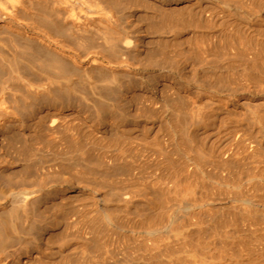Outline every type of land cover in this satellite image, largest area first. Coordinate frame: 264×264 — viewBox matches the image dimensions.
I'll return each mask as SVG.
<instances>
[{"label": "rangeland", "instance_id": "obj_1", "mask_svg": "<svg viewBox=\"0 0 264 264\" xmlns=\"http://www.w3.org/2000/svg\"><path fill=\"white\" fill-rule=\"evenodd\" d=\"M116 1H118L117 4H119L118 8L120 11H123V13L126 12L128 15L132 14L134 16V22L138 26L143 27L146 46H149L147 48L148 50H146V54H148L147 57L150 56L149 58L153 60H158V57L159 59H165L167 57V60L168 57L169 59H176L178 62L172 59L171 61L176 62V65H180V67L183 66L181 67V69L185 70V76L183 77L188 78L184 79L181 77L182 73L178 74V72H176L173 76L169 77L171 80L167 78L169 81L159 78L160 83L157 85L159 92L155 97L150 94L147 96L141 92H137L132 96L131 100L135 105L134 108L137 106L139 107L138 110H149L156 116L159 122L157 128L148 135L142 132L143 129L139 132L132 129L130 137L133 140L129 136H123L124 134H114L115 132L110 127V129L107 128V130H103V126H98L101 122L107 121L108 119L100 112L101 107L104 106V104L112 105L115 101L112 100L114 97L111 92H108L110 91L108 90L110 89L108 87L110 81L107 80L108 76L103 71L101 79L98 77L101 81L90 83L86 80L77 79L78 81L76 82L75 80L71 88H69L70 92L69 89L62 90L60 88H55L56 91H59L56 92L53 90L52 93L46 94L47 96L41 95L37 97V95H35L34 97V94L24 91L26 89L22 88V85L16 86L17 89L15 88V93L17 94L6 96V107H12L11 109L9 108L10 111L13 110L12 112H14L11 117L14 118H12V120H14L17 125L16 128L14 127L15 129L11 125H8L9 130L7 131L6 128L8 129V127H6L5 131L0 134V144H2L3 153L7 159L9 158L7 162L10 161L7 163L9 164V169L4 175L10 176L11 179L14 176L15 178H13V180L15 182H17V177V179L21 178V180L27 178H33V180H38V178L41 179L44 175L41 173H45V176H49L50 178L48 177L49 184L47 189H45L46 191H42V194L41 192L37 193L36 198L31 200V203L29 201L30 204H27L29 206L26 205V207H28L27 209L23 207L22 203L17 204V201H12L9 198L3 201V203H5L0 207V264H238V262L239 264H264V226L262 227L264 224V134L260 136L261 132L264 133V122L260 121L259 117L262 116L260 115L258 117L260 123L258 121L259 124L257 125V122H255L256 125L254 127L253 122L248 119L245 108L237 103L240 98L241 100L247 97V100L259 97L264 98V93H262V91L264 92V88H261L258 84L259 82L264 84V80H262L264 79V38L262 37V35H264V23H262L264 22V0H249V2L245 0H231V7H233V9L236 7L237 10L239 9L238 11L241 10L239 13L234 9L233 12L235 14L232 12L234 17L226 14V11L223 10V6H225V2L223 3L224 0L222 2L221 0H213V2L211 0V3H208L207 0V2L203 1L202 4H196L195 2L194 4L196 5L192 4L197 0ZM227 1L226 2L229 3V0ZM241 1L244 6L241 5ZM257 1L259 2L256 3ZM234 2H237L239 5L235 6L236 3ZM256 4L259 5V8ZM211 5H213L214 8L216 7V9L219 8L217 10L218 12ZM249 5L250 8L248 7ZM251 5L252 8L253 6L255 7L253 10ZM238 6H240V8H238ZM241 7H245L248 10L246 11V9ZM256 9L263 11L259 13ZM214 10L215 12L212 13ZM242 12L245 13L243 14ZM236 14L239 15L236 16ZM257 14L262 15V22L258 21L256 17ZM244 15L248 16L247 18L248 20L250 19L252 24L249 25L246 23L248 21L247 19H241ZM245 16L244 18H246ZM210 17H213V19L211 20ZM214 19L216 20L213 21ZM232 19L237 21L236 26L240 27V29L242 28V30H244L243 32H240L242 30L235 26ZM252 21L256 22V24ZM221 22H223V24ZM224 22L231 23L226 24ZM258 22H260V24ZM211 24L214 25L212 26ZM227 25H231V30L235 27L238 30L235 28L233 32L229 30L230 27ZM240 25H246V27L248 25V27L243 29ZM226 26L229 28L227 29ZM258 28H263V31L261 32V29ZM253 32L260 34L258 36ZM215 35L217 37H215ZM257 36L260 38L257 39ZM150 52H152L151 55H149ZM225 55L227 58L224 57ZM241 55H243V57H241ZM151 56H153V58ZM20 66L23 67L25 74L28 72V75H30L31 72H29V70L27 71V66ZM199 66L201 68H198ZM209 67L210 69H208ZM195 71H197V75ZM5 72L3 67L0 66V85L6 81L5 78L7 76H4L6 75ZM2 73L4 74L2 75ZM193 73L196 77H193ZM104 74H106V76ZM1 76L4 77V80ZM30 77L32 78V76ZM260 77L262 79H260ZM103 78H105L104 81L102 80ZM173 78L174 80L176 79V81L172 83V81H174ZM195 78L197 80H195ZM32 79H34V77ZM193 79L195 81H193ZM105 80L109 81V83H105ZM195 83L197 85H195ZM226 83L227 85H224ZM216 84L217 86H215ZM218 84H221L219 90L216 89L218 88ZM222 85L226 87L225 90L221 89L223 88ZM228 85L234 88L238 86V89H231ZM214 86L215 89H212ZM261 86L264 87L263 85ZM19 87L21 88L19 89ZM227 87L230 88V90H228ZM93 88L96 89L94 90ZM19 90L20 92L23 91L24 94L21 93V95ZM226 90H228L227 93ZM171 91H174V93ZM229 91H233L232 93L234 94ZM199 92L212 93L221 98L223 97L222 99L225 100L229 98L228 102H230V106L226 107L224 104H221L222 106H219L220 108L218 106H215L216 108L212 107V112L207 114L211 111L208 109L204 112L206 115L203 114L204 117H201L202 119L204 118V121L201 119L202 123H199L200 127L203 122L207 124L204 123L201 128L196 124V128H192L194 131L192 132L191 129L190 135H187L184 133V126H181L182 124L184 125L182 115L190 114L188 111H191L194 106V102L197 100L196 95ZM221 92L223 94H221ZM26 93L27 95H25ZM192 93L194 95L197 94L194 96ZM230 97L232 98L230 99ZM141 103L142 106H140ZM46 104L57 105L59 109L57 111L53 108L49 110L46 108L42 109V106ZM224 106L226 109H224ZM222 110L224 113H222ZM216 111H221V113H219L220 115ZM176 113H179L180 115H178L182 117H180V119L178 115L175 117ZM232 113L235 114L232 115ZM261 113L263 114L264 111ZM210 114H212V116ZM226 114L231 115L227 116ZM223 115L225 117L219 120ZM226 117L229 119L231 117L232 120L227 118V120H229L228 122ZM224 119L226 120L227 126L224 123ZM261 119L264 121V117H261ZM100 120L101 122H99ZM241 120H244V123L241 124ZM240 125L242 126L240 127ZM245 125H250L249 128H252V130L253 128L255 129L253 131L249 130ZM243 126L246 129H243ZM197 127L200 129H197ZM258 127H263V130L260 131V129L259 132L256 131L259 129ZM215 128L218 129L216 130ZM253 133H256L255 136ZM136 135L138 136L136 137ZM250 135H252L253 138L252 136L250 137ZM259 137L262 138V142L258 141L260 140ZM174 138L178 139L173 142L172 140ZM191 138L194 140H192L194 144L196 143L194 146H192L193 143L190 142ZM249 139L255 140L251 142ZM115 140L117 141L116 143L114 142ZM137 140L139 141L137 142ZM195 140L198 143L195 142ZM183 141L186 143H183ZM172 143H175V145H172ZM176 144L178 146H176ZM231 144L234 145L232 146ZM251 144L252 146L254 144L255 148L250 146ZM12 145L14 146L13 148ZM198 145V151L203 152H200L202 157L204 155L203 159H200L202 158L201 156H199V158L196 157V153L199 155L196 150ZM240 145L241 147L244 146L241 148ZM118 146H121V148ZM224 146H227V148ZM162 147V150H164L165 153L167 152L166 154L169 157L165 153L163 155V151L161 150ZM230 148L231 150H229ZM120 149H123V151ZM124 149H128L127 152ZM190 149L196 152L193 153L191 157L197 158V162L200 160L199 164L204 165V167L210 164L208 166L210 172H207L209 171L207 170L208 167L203 168L202 165H196L197 162L195 158L192 159L189 156L192 153ZM207 149L209 151H207ZM177 150L179 152H176ZM187 150L191 153L189 154ZM227 150H229V152ZM211 151L213 155L217 157L219 155L217 151L221 152L218 159H216V156L213 157ZM225 151H227V154H225ZM222 153H224L225 156ZM161 154L164 157L161 156ZM251 155L253 159H251ZM130 156L132 157L130 158ZM248 157L250 158L248 159ZM156 158L160 159L158 160ZM254 158L257 159L255 160ZM221 159L223 162L225 161L224 164H222L223 162L221 163ZM242 159L243 162H241ZM190 160H192V162ZM226 161L231 163L228 162V164ZM237 161L239 163H237ZM245 161L249 162L244 163ZM254 161L260 166L255 163L253 164ZM259 161L262 163L260 164ZM204 162H207L205 163L206 165L203 164ZM171 163L175 164V166L174 164L172 165V167L174 166L173 170L175 168L177 169L174 170L175 173L173 170V172L168 170L171 169ZM187 163H189V165ZM194 163L196 168L194 167ZM251 163L253 165H251ZM163 164H165L167 168ZM221 164L223 166L229 165V168L227 166L224 167L227 171L222 168ZM248 164L253 167H250ZM152 166L153 169L151 168ZM194 168L199 173H197ZM217 168H219V171ZM231 168L232 170H229ZM198 169H200V171ZM215 169L217 171H215ZM131 172H134V174H131ZM171 172L174 175L168 174ZM54 173L56 175H54ZM203 173L205 175H203ZM10 174H13V176ZM3 177L4 178L0 177L1 199H3L4 196L6 197V195L8 196V193L12 190L10 187L12 185L7 182L5 176ZM190 177H193L192 180H190ZM198 178L202 179L200 180ZM250 178H252V180ZM246 179L250 180L252 183ZM65 181L67 182L65 183ZM222 181L223 184L221 185ZM194 182L196 185L199 183L198 187ZM214 182L218 186L221 185V188H218ZM176 183L177 186L180 183L179 186L182 185V187L180 186L178 187L179 189H176ZM211 183L214 184V187ZM237 183L242 184V186L239 184L238 187ZM172 184H174V186ZM204 184L207 185L205 186ZM227 184L229 186H227ZM254 185L257 188H255ZM186 186L189 187L186 188ZM241 187H243V189ZM192 188H196V190ZM38 189L37 187L34 188V190ZM5 192L7 193L6 195ZM45 193L48 194H46L48 199L45 197ZM38 196H41L42 199ZM44 198L45 200H43ZM11 201L13 205H11ZM32 201L36 202L33 204ZM185 202L186 205L184 206ZM255 226H259L261 229L258 230L259 228ZM250 227H254L255 229L252 228V231ZM245 231L247 233H245ZM257 236H259V238ZM29 252L31 257H25ZM243 253L244 257L249 255V253H251L252 256L249 255L250 257L247 256L244 258ZM18 255L20 257H18ZM255 255L257 256V260ZM241 256L243 258L239 259ZM249 260L252 262L250 263Z\"/></svg>", "mask_w": 264, "mask_h": 264}, {"label": "bare ground", "instance_id": "obj_2", "mask_svg": "<svg viewBox=\"0 0 264 264\" xmlns=\"http://www.w3.org/2000/svg\"><path fill=\"white\" fill-rule=\"evenodd\" d=\"M203 1H206L207 0H197V1H194L192 5H196L197 3L198 4H202ZM223 0H221L222 2ZM227 1V0H226ZM225 0L223 1V3L225 4L224 7V11H226L225 13L226 14H229L230 16H233V14H235L233 11L234 9L236 11L237 8L235 7L233 9V7H231V0H229V3H227ZM233 1V0H232ZM236 1V0H234ZM239 1V0H238ZM245 1H248L249 0H245ZM244 1V2H245ZM251 1V0H250ZM196 2V4H194ZM211 3V0L209 1L208 0V3ZM213 2V0H212ZM253 2V1H252ZM255 2V1H254ZM259 1H257L256 3H258ZM118 1L116 0H0V66L3 67L4 69V72L6 73V75L4 76H7L5 79L6 81L4 83H1L0 85V134L3 133L5 131V128L8 127V129L6 128V130L8 131L9 130V126L8 125H11L13 128L15 127L16 128V122L14 120H12L13 117H11L12 111H10V109L12 108H8V106L6 107V103H7V95H16L17 93H15L16 91V86L18 87L19 86H23L22 88H25L27 93H32L34 94L33 96L35 97V95L38 96H41V95H48L50 93H52L53 90H55V88H60L62 90H68L69 88H71V85L73 84V82H76L78 80H86L90 83H95V81H101V74H103V72H105L107 74V80L110 81H107L105 80V83L108 82L109 83V88L108 91L106 88V91L108 92H111L112 96L114 97V99L112 100H115L113 102L112 105H105L104 103V106L101 107L100 109V112L102 113V115L107 119V121H103L101 122V120L99 122L100 125L98 126H103L102 129L103 130H107L108 129H112L116 134V135H123V136H131L132 134V129H135L136 131H141L142 129V132H144V134L148 135L149 133L151 134V132L157 128L158 126V119L156 118V116L151 113L149 110H146L144 111V109H140L138 110L139 107H135L134 108V103L133 101L131 100L132 99V96L135 95V93L137 92H141L143 94H146L147 96H149L148 94L152 95V96H156L158 94V89H157V85H159L160 83V80H165L167 81L169 77L173 76L176 72L179 73H182V76H185L184 75V71L183 69H181V66L180 65H176L178 62L176 59L173 60L172 58L169 59L168 57V60H167V57L165 59H162L159 57L157 58L158 60H153L149 57H147L148 54H146V50H148L146 46V39H145V36H144V31H143V27L141 26H138L134 20H133V15L130 14H126L123 13V11H120L119 8H118V5L117 4ZM207 3V4H208ZM236 3L235 6L239 5L237 4V2H234ZM240 3V2H239ZM246 3V2H245ZM215 4V3H214ZM213 4V5H214ZM223 4V5H224ZM247 4V3H246ZM251 4V2H250ZM190 5V6H192ZM211 5L213 8L214 6ZM216 5V4H215ZM218 5V3H217ZM233 5V6H234ZM241 5L242 4V1H241ZM240 5V6H241ZM258 5V4H256ZM261 5V4H260ZM209 6V7H211ZM220 6V5H219ZM240 6H238V8H240ZM244 6V5H243ZM264 6V4H263ZM262 6V7H263ZM193 7V6H192ZM195 7V6H194ZM202 7V6H201ZM221 7V6H220ZM250 8V5L248 6ZM218 8V7H217ZM241 8H244L246 9L245 7H241ZM251 8H252V5H251ZM253 8H255L253 6ZM252 8V10H253ZM257 8V7H256ZM258 8H259V5H258ZM264 8V7H263ZM216 11L219 9H216V7L214 8ZM233 9V10H232ZM212 11L213 12H215ZM221 10V9H220ZM221 10V11H223ZM248 9H246L247 11ZM250 10V11H252ZM258 9H256L257 11ZM208 11V10H207ZM206 11V12H207ZM211 11V10H210ZM223 11V12H224ZM235 11V12H236ZM241 11V10H240ZM240 11H238L240 13ZM248 11V12H250ZM255 11V10H254ZM259 13L262 12L260 11V9L258 10ZM257 11V12H258ZM218 12V11H217ZM233 12V14H232ZM237 12V13H238ZM247 12V13H248ZM253 12V11H252ZM211 13V12H210ZM243 13V12H242ZM241 13V14H242ZM245 13V12H244ZM243 13V14H244ZM246 13V14H247ZM254 13V12H253ZM251 13V14H253ZM264 13V12H263ZM203 14V13H202ZM207 14V13H206ZM220 14V13H218ZM222 14V13H221ZM240 14V15H241ZM242 14V15H243ZM132 15V16H131ZM209 15V13H208ZM215 15V13H214ZM213 15V16H214ZM225 15V14H224ZM239 15V14H238ZM236 14V16H238ZM241 15V16H242ZM248 15V14H247ZM245 16L246 18H244V16L241 18L242 20L243 19H247L248 20V16ZM256 15V14H255ZM204 16V15H203ZM211 16V14H210ZM222 16V15H221ZM227 16V15H225ZM224 16V17H225ZM253 16V15H251ZM216 17V16H214ZM234 17V16H233ZM232 17V18H233ZM250 17V15H249ZM258 18V21L262 22L263 20V17L262 15H258L256 16ZM211 18V17H210ZM209 18V19H210ZM222 18V17H221ZM227 18V17H226ZM225 18V19H226ZM240 18V16H239ZM238 18V19H239ZM251 18V17H250ZM213 19V17L211 18V20ZM217 19H218V16H217ZM234 19V18H233ZM232 19V20H233ZM236 19V18H235ZM239 19V20H241ZM202 20V19H201ZM216 19H214L213 21H215ZM229 20V19H227ZM226 20V21H227ZM254 20V19H253ZM223 21V20H222ZM234 21V20H233ZM256 21V20H255ZM239 22V21H238ZM242 22V21H241ZM240 22V23H241ZM253 22V21H252ZM257 22V21H256ZM256 22H253L256 24ZM260 22H258L260 24ZM208 23V22H207ZM213 23V22H212ZM223 24V22H221ZM226 23V22H224ZM228 23H231V22H228ZM226 23V24H228ZM233 23H235V26H236V23L237 21H234ZM232 23V25H233ZM248 23L249 25L252 24L250 22V19L246 22ZM264 23V22H262ZM261 23V24H262ZM210 24V23H209ZM219 24V23H218ZM225 24V25H226ZM244 24V22H243ZM141 25V23H140ZM212 25V24H211ZM214 25V24H213ZM212 25V26H213ZM217 25V24H216ZM220 25V24H219ZM218 25V26H219ZM239 25V24H238ZM217 26V27H218ZM227 26H231V25H227ZM226 28L228 29L229 27ZM241 26V25H240ZM254 26V25H253ZM225 27V26H224ZM238 27V26H236ZM235 27V28H236ZM243 27V29L246 27L245 26H241ZM248 27V25H247ZM246 27V28H247ZM235 28L233 30H235ZM240 29V27H238ZM245 28V29H246ZM257 28V27H256ZM255 28V29H256ZM264 28V26H263ZM262 28V29H263ZM219 29V27H218ZM237 29V28H236ZM251 29V28H250ZM253 29V28H252ZM258 29H261V28H258ZM261 29V32L264 30ZM225 30V29H224ZM229 30H231V27L229 28ZM231 30V31H233ZM238 30V29H237ZM242 30V28L240 29ZM254 30V29H253ZM196 31V30H195ZM230 31V32H231ZM244 30L240 31V32H243ZM249 31V30H248ZM260 31V30H259ZM229 32V31H228ZM234 32V31H233ZM237 32V31H236ZM246 32V31H245ZM251 32V31H250ZM264 32V31H263ZM214 33V32H213ZM232 33V32H231ZM239 33V32H238ZM254 33V32H253ZM256 33V32H255ZM254 33V34H255ZM224 34V33H223ZM252 34V33H251ZM250 34V35H251ZM258 36L259 34L256 33ZM156 35V34H155ZM163 35V34H162ZM161 36V34H160ZM221 36V35H220ZM234 36V35H233ZM256 36V35H255ZM257 36V39L260 38ZM215 37H217L215 35ZM240 37V36H239ZM238 37V38H239ZM262 37L264 38V35H262ZM221 38V37H220ZM218 38V39H220ZM253 38V37H252ZM245 39V38H244ZM256 39V40H257ZM262 39V38H261ZM216 40V39H215ZM241 40V39H239ZM248 40V39H247ZM255 40V39H254ZM218 42V41H217ZM244 42V41H243ZM249 42V41H248ZM252 42V41H251ZM259 42V41H257ZM221 43V42H220ZM223 43V42H222ZM241 43V41H240ZM262 43V41H261ZM211 44V43H210ZM233 44V43H231ZM236 44V43H235ZM254 44V42H253ZM259 44V43H258ZM224 45V44H223ZM257 45V44H256ZM241 46V45H240ZM261 46V44H260ZM236 47V46H235ZM244 47V46H243ZM255 49V48H254ZM234 50V49H233ZM150 51V50H149ZM148 51V52H149ZM257 51V50H256ZM152 52H150L149 55H151ZM211 53V52H210ZM258 53V52H257ZM248 54V53H247ZM258 55V54H257ZM256 55V56H257ZM230 56V55H229ZM228 56V57H229ZM234 56V55H233ZM237 56V55H236ZM240 56V55H238ZM153 58V56H151ZM208 57V56H207ZM211 57V56H210ZM226 57V55L224 56ZM231 57V56H230ZM241 57H243V55H241ZM253 57V56H252ZM251 57V58H252ZM150 60H149V59ZM177 58V57H176ZM212 58H215V57H212ZM217 58V57H216ZM219 58V57H218ZM227 58V57H226ZM238 58V57H237ZM254 58V57H253ZM171 59L173 61H176V62H172ZM221 59V58H220ZM242 59V58H241ZM250 59V58H249ZM208 60V59H207ZM223 60V59H222ZM251 60V59H250ZM209 61V60H208ZM206 62V61H205ZM261 62V60H260ZM182 63V62H181ZM215 63V61H214ZM264 63V62H263ZM223 64V63H222ZM228 64V63H227ZM238 64V63H237ZM20 65H25V67L27 66V71L29 70L30 75H28V72L27 74L24 73V69L23 67H21ZM212 65H213V62H212ZM236 65V64H235ZM249 65V64H248ZM23 70H21V68ZM178 66V67H177ZM203 66V65H201ZM224 66V65H223ZM251 66V65H250ZM220 67V66H218ZM234 67V66H232ZM196 68V67H195ZM198 68H201L200 66ZM231 68V66H230ZM235 68V67H234ZM239 68V67H238ZM243 68V67H242ZM151 69V70H150ZM210 69V67L208 68ZM224 69V68H223ZM257 69V68H256ZM192 70V69H191ZM195 70V69H194ZM204 70V69H203ZM201 70V71H203ZM212 70V69H211ZM222 70V69H221ZM259 70V69H258ZM257 70V71H258ZM26 71V70H25ZM103 71V72H102ZM148 71H151V72H148ZM209 71V70H208ZM196 72V75H197V71ZM205 72V71H204ZM232 72V71H231ZM98 73V75H97ZM186 73V72H185ZM233 73V72H232ZM242 73H243V69H242ZM259 73V72H258ZM264 73V72H263ZM4 73H2L3 75ZM106 74H104L106 76ZM194 74V73H193ZM210 74V73H209ZM227 74V73H226ZM231 74V73H230ZM229 74V75H230ZM234 74V73H233ZM241 74V73H240ZM28 75V76H26ZM103 75V76H104ZM196 75L194 74L193 77H196ZM257 75V74H256ZM263 75V74H262ZM30 76H32V78L34 77V79H32ZM102 76V77H103ZM199 76V75H198ZM207 76V75H205ZM214 76V75H213ZM224 76V75H223ZM264 76V75H263ZM3 77V76H1ZM100 79H99V78ZM192 77V78H193ZM216 77V76H215ZM227 77V76H226ZM256 77V76H255ZM106 78V77H105ZM103 78L102 80L104 81ZM184 78V77H183ZM188 78V77H187ZM187 78H184V79H187ZM198 78V77H197ZM258 78V76H257ZM78 79V80H77ZM167 79V80H166ZM170 79V78H169ZM200 79V78H198ZM213 79V78H212ZM221 79V78H220ZM236 79V78H234ZM249 79V78H248ZM260 79H262L260 77ZM1 80V79H0ZM3 80H4V77H3ZM171 80V79H170ZM174 80V78H173ZM195 80H197L195 78ZM193 79V81H195ZM207 80V78H206ZM219 80V79H218ZM223 80V79H222ZM228 80V79H227ZM240 80V79H239ZM242 80V79H241ZM264 80V79H262ZM169 81V80H168ZM176 79L173 82H175ZM201 81V80H200ZM216 81V80H215ZM225 81V80H224ZM257 81V80H256ZM255 81V82H256ZM178 82V81H177ZM197 82V81H196ZM230 82V81H229ZM234 82V81H233ZM237 82V81H236ZM248 82V81H247ZM259 82V80H258ZM264 82V81H263ZM107 83V85H108ZM198 83V82H197ZM216 83V82H215ZM219 83V82H218ZM262 82H259L258 84L260 85L261 88H264L262 87L261 85L264 86V84H260ZM75 84V83H74ZM177 84V83H176ZM95 85V84H94ZM175 85V84H174ZM195 85H197L195 83ZM214 85V83H213ZM221 85V84H220ZM220 85L218 84V88H216L217 90H219L220 88ZM224 85H227L224 84ZM238 85V84H237ZM246 85V84H245ZM253 85V84H252ZM97 86V85H96ZM163 86V84H162ZM170 86V84H169ZM217 86V84L215 85ZM215 86L212 88V89H215ZM223 86V85H222ZM230 85H228L229 87ZM235 86V85H234ZM251 86V85H249ZM256 86V85H255ZM74 87V86H73ZM93 87V86H92ZM95 87V86H94ZM102 87V86H101ZM167 87V85H166ZM180 87V86H179ZM225 86H223V88L221 89H226V87L224 88ZM227 87V88H228ZM231 89H236L238 86H236V88H234L233 86H230ZM233 87V88H232ZM241 87V86H240ZM16 88V89H15ZM21 87H19L20 89ZM65 88V89H63ZM91 88V87H90ZM165 88V87H164ZM163 88V89H164ZM168 88V87H167ZM173 88V87H172ZM182 88V87H181ZM94 89V88H93ZM96 89V88H95ZM94 89V90H95ZM238 89V88H237ZM254 89V88H252ZM251 89V90H252ZM23 90V89H22ZM175 90V89H173ZM211 90V89H210ZM216 90V91H217ZM228 90H230V88H228ZM226 90V93L227 91ZM263 90V89H262ZM261 90V91H262ZM56 91V90H55ZM59 91V90H58ZM56 91V92H58ZM104 91V90H103ZM105 91V92H106ZM164 91V90H162ZM161 91V92H162ZM166 91V90H165ZM182 91V90H181ZM244 91V90H242ZM260 91V92H261ZM18 92V91H17ZM69 92H70V89H69ZM71 92H72V89H71ZM170 92V91H169ZM172 92V91H171ZM176 92V91H175ZM210 92V91H209ZM225 92V91H223ZM230 93H232L231 91H229ZM236 92V90H235ZM248 92H249V88H248ZM255 92V91H254ZM253 92V94H254ZM258 92V91H257ZM19 93H23L20 92L19 90ZM27 93L25 95H27ZM140 93V94H141ZM174 93V91L172 92ZM238 93V91H237ZM256 93V92H255ZM262 93H264L262 91ZM24 94V93H23ZM193 94V93H192ZM197 94V93H196ZM195 94V95H196ZM221 94H223L221 92ZM234 94V93H232ZM252 94V93H251ZM22 95V94H21ZM46 95V96H47ZM163 95V94H161ZM167 95V94H165ZM194 95V94H193ZM194 95V96H195ZM137 96V94H136ZM145 96V95H144ZM168 96V95H167ZM179 96V95H178ZM197 100L194 102V106L192 107L191 111H188V113L190 112V114H185V115H182L183 116V119H184V125L182 124L181 126H184V133L187 134V135H190V132H191V129L195 126H197L196 124H198V126L200 127V124L199 123H202L201 121L204 119H202L201 117H204L203 114H205L204 112H206L208 109L211 110L212 107H215V106H222L223 104L226 106V107H229L230 106V102H228V100L226 99H222L221 97L219 96H216L212 93H201L199 92L197 95ZM227 96V95H226ZM236 96V95H235ZM13 97V96H12ZM15 97V96H14ZM139 97V96H138ZM166 97V96H165ZM229 97V96H228ZM243 97V96H242ZM263 97V96H262ZM141 98V97H140ZM187 98V97H186ZM193 98V96H192ZM196 98V97H195ZM232 97H230L231 99ZM248 98V97H247ZM247 98H243L241 100V98L239 99V102H237L239 105H241L243 108H245V112L248 116V119L251 120V122H253L254 124V127L256 125L255 122H257V125L260 123V121L264 122L263 119H261V117H264V113L262 114L261 112L264 111V98H255V99H251V100H247ZM155 99V98H154ZM148 100V99H147ZM167 100V99H165ZM171 100V99H170ZM234 100V99H233ZM149 101V100H148ZM183 101V100H182ZM232 101V100H231ZM111 102V101H110ZM141 102V101H140ZM144 102V100H143ZM172 102V101H171ZM233 102V101H232ZM100 103V102H99ZM146 103V102H145ZM152 103V101H151ZM165 103V101H164ZM176 103V102H175ZM101 104V103H100ZM156 104V103H155ZM159 104V103H158ZM168 104V102H167ZM181 104V103H180ZM222 104V105H221ZM233 104V103H232ZM62 105V104H61ZM146 105V104H145ZM170 105V104H169ZM142 106V103L141 105ZM144 106V105H143ZM147 106V105H146ZM167 106V105H166ZM173 106V105H172ZM224 106V107H225ZM234 106V105H233ZM160 107V106H159ZM163 107V106H162ZM179 107V106H178ZM226 107L224 109H226ZM237 107V106H236ZM241 107V108H242ZM55 109L56 111L59 109V107L57 105H48L46 104L45 106H42V109ZM144 108V107H143ZM166 108V107H165ZM216 108V107H215ZM220 108V107H219ZM217 108V109H219ZM62 109V107H61ZM148 109V108H147ZM154 109V108H153ZM164 109V108H163ZM188 109V108H187ZM189 109V110H190ZM216 109V110H217ZM222 109V108H221ZM220 109V110H221ZM161 110V109H160ZM181 110V109H180ZM214 110V109H213ZM233 110V108H232ZM98 111V110H97ZM144 111V112H142ZM149 111V112H148ZM226 111V110H225ZM231 111V110H229ZM155 112V111H154ZM162 112V111H160ZM169 112V111H168ZM211 111H209L207 114H209ZM215 112V111H214ZM213 112V113H214ZM219 113H221V111H216ZM233 112V111H232ZM236 112V111H235ZM239 112V111H238ZM243 112V111H242ZM170 113V112H169ZM212 113V114H213ZM222 113H224V111L222 110ZM228 113V112H227ZM241 113V112H239ZM244 113V112H243ZM165 114V113H164ZM179 114V113H178ZM176 113V116L178 115ZM212 114H210L212 116ZM215 114V113H214ZM213 114V115H214ZM235 114V113H232V115ZM245 114V113H244ZM15 116H17L16 114H14ZM13 115V116H14ZM180 115V114H179ZM178 115V118L180 119V117L182 116H179ZM206 115V114H205ZM220 115V114H219ZM218 115V117H219ZM227 116H230L231 114H226ZM262 115V116H260ZM14 116V117H15ZM102 116V117H103ZM161 116V115H160ZM164 116V115H163ZM216 116V115H215ZM235 116V115H234ZM260 116V117H259ZM8 117V118H7ZM159 117V116H157ZM170 117V116H169ZM214 117V116H213ZM217 117V116H216ZM225 116L223 115L222 117L219 118V120L222 118H224ZM232 117V116H231ZM230 117V119L232 120V118ZM258 117L260 118V121L258 119ZM5 118H6V121H5ZM16 118V117H15ZM100 118V117H99ZM177 118V119H178ZM209 118V117H208ZM228 117H226V120H227ZM4 121H3V120ZM11 119V120H10ZM14 119V118H13ZM174 119V118H173ZM202 119V120H201ZM217 119V118H216ZM215 119V120H216ZM229 119V118H228ZM229 119V120H230ZM244 119V117H243ZM104 120V119H102ZM161 120V119H160ZM170 120V119H169ZM224 119V123L226 125V121ZM229 120H227L229 122ZM173 121V120H171ZM178 121V120H177ZM196 121V122H195ZM204 121V120H203ZM212 121V120H211ZM223 121V120H222ZM244 121V120H243ZM242 120H241V124L244 123ZM259 121V123H258ZM166 122V121H164ZM180 122V120H179ZM220 122V121H219ZM237 122V121H236ZM239 124H240V121L238 120ZM237 122V123H238ZM174 123V122H173ZM205 122H203L202 126L204 125ZM233 123V122H232ZM231 123V124H232ZM20 124V122H19ZM165 124V123H164ZM207 124V123H205ZM219 124V123H218ZM221 124V123H220ZM161 125V124H160ZM168 125V124H167ZM262 125V124H261ZM10 126V127H11ZM96 126V125H95ZM97 126V127H98ZM143 126V127H142ZM201 126V127H202ZM219 126V125H218ZM227 126V125H226ZM242 125H240L241 127ZM110 127V128H109ZM197 127V129L199 128ZM200 127V128H201ZM245 127L249 128L250 125L246 126ZM243 126V129L245 128ZM253 127V126H252ZM14 128V129H15ZM162 128V127H161ZM174 128V127H173ZM179 128V127H178ZM196 128V127H195ZM199 128V129H200ZM207 128V127H206ZM214 128V127H213ZM259 129L256 130L259 132L262 131L263 129L261 127H258ZM160 129V127H159ZM167 129V128H165ZM208 129V128H207ZM216 129V128H215ZM218 129V128H217ZM216 129V130H217ZM229 129V128H228ZM236 129V128H235ZM246 129V128H245ZM255 128H253L254 130ZM12 130V129H11ZM10 130V131H11ZM163 130V129H162ZM221 130V129H220ZM230 130V129H229ZM233 130V129H232ZM249 130H252V128H249ZM252 130V131H253ZM194 130L192 129V132ZM204 131V130H203ZM135 132V131H134ZM244 132V131H243ZM246 132V131H245ZM250 132V131H249ZM255 132V131H254ZM257 132V133H258ZM103 133V132H102ZM113 133V132H112ZM171 133V132H170ZM199 133V132H198ZM201 133V132H200ZM217 133V132H216ZM231 133V132H230ZM251 133V132H250ZM140 134V133H139ZM138 134V135H139ZM155 134V132H154ZM208 134V133H207ZM248 134V133H247ZM252 134V133H251ZM254 134V133H253ZM256 134V133H255ZM254 134V136H255ZM264 133H260V136L263 135ZM112 135V134H110ZM136 135V137L138 136ZM153 135V134H152ZM175 135V134H174ZM205 135V134H204ZM222 135V134H221ZM233 135V134H232ZM259 135V133H258ZM135 136V135H134ZM141 136V135H140ZM145 136V135H144ZM143 136V137H144ZM164 136V135H163ZM167 136V135H166ZM220 136V135H219ZM223 136V135H222ZM236 136V135H234ZM244 136V135H243ZM246 136V135H245ZM244 136V137H245ZM252 135H250L251 137ZM257 136V135H256ZM126 137V138H127ZM160 137V136H159ZM169 137V136H168ZM181 137V136H180ZM204 137V136H203ZM229 137V136H228ZM247 137V136H246ZM258 137V136H257ZM121 138H124V137H121ZM131 138V137H130ZM129 138V139H130ZM140 138V137H139ZM155 138V137H154ZM182 138V137H181ZM190 138V137H189ZM196 138V137H195ZM225 138V137H224ZM234 138V137H232ZM230 138V139H232ZM241 138V137H240ZM253 138V136H252ZM255 138V137H254ZM260 138V137H259ZM264 138V137H263ZM1 139V138H0ZM115 139V138H114ZM120 139V138H119ZM132 139V138H131ZM137 139V138H136ZM152 139V138H151ZM158 139V138H156ZM178 139V138H177ZM176 138H174L172 141L175 142L174 140H177ZM227 139V138H226ZM236 139V138H235ZM262 138H260V142ZM133 140V139H132ZM135 140V139H134ZM171 140V139H170ZM193 139L191 138V143H193L192 146H194V140L192 141ZM206 140V139H205ZM219 140V139H217ZM222 140V139H221ZM228 140V139H227ZM226 140V141H227ZM234 140V139H232ZM245 140V139H244ZM250 140V139H249ZM248 140V141H249ZM255 140V139H254ZM254 140H250L251 142L254 141ZM139 140H137L138 142ZM160 141V140H159ZM158 141V142H159ZM179 141V140H178ZM204 141V140H203ZM242 141V140H240ZM256 141V142H258ZM1 142V141H0ZM115 143L117 142L116 140L114 141ZM129 142V141H128ZM145 142V141H143ZM151 142V141H150ZM189 142V141H188ZM195 142H197L195 140ZM202 142V141H201ZM223 142V140H222ZM235 142V141H234ZM246 142V141H245ZM250 142V143H251ZM255 142V143H256ZM10 143V142H9ZM12 143V142H11ZM132 143V142H131ZM146 143V142H145ZM144 143V144H145ZM161 143V142H160ZM183 143H186L183 141ZM189 143V144H191ZM198 143V142H197ZM208 143V142H207ZM220 143V142H219ZM218 143V145H219ZM242 143V142H241ZM249 143V144H250ZM254 143V142H253ZM125 144V143H124ZM138 144V143H137ZM136 144V145H137ZM149 144V143H148ZM168 144V143H167ZM178 144V143H177ZM176 144V146H178ZM230 144V143H229ZM7 145V144H6ZM139 145V144H138ZM155 145V143H154ZM163 145V143H162ZM172 145H175V143ZM204 145V144H203ZM210 145V144H209ZM213 145V144H212ZM232 146L234 144H231ZM229 145V146H231ZM256 145V144H255ZM258 145V143H257ZM112 146V145H111ZM165 146V144H164ZM174 146V147H176ZM184 146V144H183ZM205 146V145H204ZM208 146V145H207ZM228 146V144H227ZM227 146H224L225 148H227ZM235 146H236V143H235ZM244 146V145H243ZM242 146V147H243ZM252 146V144L250 145ZM7 147V146H6ZM8 147H9V144H8ZM14 146L12 145V148ZM113 147V146H112ZM119 147V146H118ZM124 147V146H123ZM134 147V146H133ZM141 147V146H140ZM156 147V146H155ZM170 147V146H169ZM197 147V145H196ZM201 147V145H200ZM217 147V146H216ZM241 147V145H240ZM241 147V148H242ZM247 147V146H246ZM254 147V144L253 146ZM252 147H248V148H252ZM261 147V146H260ZM5 148V146H4ZM10 148H11V145H10ZM117 148V146H116ZM115 148V149H116ZM121 148V146L119 147ZM125 148V147H124ZM127 148V147H126ZM138 148V147H137ZM143 148V147H142ZM190 148V147H189ZM195 148V147H194ZM235 148V147H234ZM237 148V146H236ZM255 148V147H254ZM253 148V149H254ZM264 148V147H263ZM114 149V150H115ZM136 149V148H134ZM145 149V148H144ZM158 149V148H157ZM163 149V147L161 148V150ZM184 149V148H182ZM193 149V148H192ZM199 149V145H198V148L196 149L197 152L199 153V155H197L196 152H193L196 151L195 149H193L190 152L189 150V156L190 158H192L191 156H193V153H196V157L199 158V156H201L200 154L203 153L202 151H198ZM202 149V148H201ZM216 149V148H215ZM213 149V150H215ZM233 149V148H232ZM7 150V149H6ZM123 151V149H120ZM125 150V149H124ZM128 150V149H127ZM127 150H125L127 152ZM140 150V149H139ZM205 150V148H204ZM231 150V148L229 149ZM229 150H227L229 152ZM234 150V149H233ZM243 150V149H242ZM252 150V149H251ZM118 151V150H117ZM124 151V152H125ZM149 151V150H148ZM147 151V152H148ZM163 151V152H162ZM161 152L165 153L164 150H162ZM167 151V150H166ZM207 151H209L207 149ZM223 151V150H222ZM227 151H225L227 154ZM250 151V150H249ZM257 151V150H256ZM176 152H179L178 150ZM216 152V151H214ZM219 152V155H220V151H217ZM216 152V153H217ZM231 152V151H230ZM247 152V151H246ZM258 152V151H257ZM123 153V152H122ZM156 153V152H155ZM167 153V152H166ZM165 153V154H166ZM169 153V152H168ZM174 153V152H172ZM205 153H206V150H205ZM212 153V151H211ZM210 153V154H211ZM259 153V152H258ZM144 154V153H142ZM183 154V153H182ZM224 155V153H222ZM237 154V153H236ZM155 155V154H154ZM161 154V156H163ZM167 155V154H166ZM177 155V154H176ZM175 155V156H176ZM213 155V153H212ZM218 155V157H219ZM222 155V156H223ZM117 156V155H115ZM144 156V155H143ZM151 156V155H150ZM153 156V155H152ZM168 156V155H167ZM195 156V155H194ZM211 156V155H210ZM216 156V155H213V157ZM225 156V155H224ZM239 156V155H238ZM249 156V155H248ZM264 156V155H263ZM132 156H130L131 158ZM164 157V156H163ZM169 157V156H168ZM171 157V156H170ZM187 157V156H186ZM202 157V156H201ZM204 157V155H203ZM200 158V159H203ZM212 157V156H211ZM217 157V156H216ZM215 157V158H216ZM218 157L216 159H218ZM260 157V156H259ZM148 158V157H147ZM188 158V157H187ZM186 158V159H187ZM189 158V159H190ZM195 158V157H193ZM192 158V159H193ZM207 158V157H205ZM232 158V156H231ZM250 157H248L249 159ZM6 156L5 154L3 153V147H2V144H0V177L4 178L3 176L6 177V180L7 182L12 185L10 186L11 187V191L10 193H8V196L10 194V196L8 197L5 192V195L6 197L3 199L0 198V207L3 206V201H6L9 199H11L12 201H17V204L19 203H22L23 204V207H26L27 204H30L31 203V200H33L34 198H36L37 196V193H40L41 194L44 192L45 189H47V186L49 184L48 182V179L49 178L47 176H45V173H41L43 175V177H41V179L38 178V180H33V178H27V179H22L19 178L17 180V182H15L13 180V178H15L13 176V174H10L13 176V178L11 179L10 176L8 175H4L6 174L5 172L9 169L8 168V165L7 162L8 159L6 160ZM158 159V158H156ZM160 159V158H159ZM158 159V160H159ZM163 159V158H162ZM215 159V160H216ZM224 159V157H223ZM230 159V158H229ZM251 159H253V156L251 155ZM255 159V158H254ZM257 159V158H256ZM255 159V160H256ZM127 160H128V157H127ZM150 160V159H148ZM197 160V158H195V161ZM205 160V159H204ZM203 160V161H204ZM208 160V159H207ZM210 160V159H209ZM226 160V159H225ZM228 160V159H227ZM122 161V159H121ZM141 161V160H140ZM155 161V160H154ZM182 161V160H181ZM192 162V160H190ZM221 163L223 162L222 159L220 160ZM239 161V159H238ZM237 161V163H239ZM251 161V160H250ZM253 161V160H252ZM261 161V160H260ZM259 161V162H260ZM12 162V161H11ZM126 162V161H125ZM137 162V161H136ZM148 162V161H147ZM157 162V161H156ZM197 162V161H196ZM195 162V163H196ZM200 162V160H199ZM199 162L196 163V165L198 164V166L202 165V164H199ZM208 162V161H207ZM207 162H204L203 164L207 163ZM225 162V161H224ZM224 162L222 164H224ZM227 162V161H226ZM229 162V161H228ZM227 162V163H228ZM234 162V161H233ZM243 162V159L242 161ZM249 162V161H247ZM246 161L244 163H247ZM258 162V161H256ZM194 163V167L196 166ZM202 163V161H201ZM226 163V164H227ZM231 163V162H229ZM228 163V164H229ZM255 163V161L253 162V164ZM262 162H260L261 164ZM140 164V163H139ZM155 164V163H153ZM174 164V163H173ZM171 163V169H168V170H173L174 166L172 167L173 165ZM189 165V163H187ZM221 164V165H222ZM235 164V163H234ZM251 163V165H253ZM257 164V163H255ZM136 165V164H135ZM161 165V164H160ZM165 165V164H163ZM206 165V164H205ZM210 165V164H209ZM208 165V166H209ZM231 166H233L232 164H230ZM249 165V164H248ZM258 165V164H257ZM12 166V165H10ZM142 166V165H141ZM156 166V165H155ZM206 166V167H208ZM225 166H229V165H222V168L224 170H226L224 167ZM250 166V165H249ZM256 167V165H254ZM260 166V165H258ZM117 167V166H116ZM148 167V166H147ZM160 167V166H159ZM166 167V165H165ZM193 167V166H192ZM203 168H206L204 167V165H202ZM250 167H253V166H250ZM137 168V167H136ZM150 168V167H148ZM153 169V166L151 167ZM155 168V167H154ZM167 168V167H166ZM190 168V166H189ZM196 168V167H195ZM194 168V169H195ZM201 168V167H200ZM202 168V169H203ZM211 168V167H210ZM229 168V167H228ZM258 168V167H256ZM263 168V167H262ZM118 169V168H117ZM141 169V168H140ZM157 169V168H156ZM165 169V168H164ZM188 169V168H187ZM201 169V170H202ZM219 168H217L218 170ZM237 169V168H236ZM242 169V168H241ZM254 169V168H253ZM122 170V169H121ZM125 170V169H124ZM134 170V169H133ZM150 170V169H149ZM159 170V169H158ZM162 170V169H161ZM167 170V172H168ZM174 170H177L176 168ZM173 170V171H174ZM200 171V169H198ZM209 170V167L208 169ZM215 169V171H217ZM229 170H232L229 169ZM240 170V169H239ZM252 170V169H251ZM257 170V169H256ZM259 170V169H258ZM47 171V170H46ZM63 171V170H61ZM129 171V170H128ZM157 171V170H156ZM163 171V170H162ZM172 171V172H173ZM188 171V170H187ZM196 171V169H195ZM219 171V170H218ZM221 171V170H220ZM227 171V170H226ZM122 172V171H121ZM137 172V171H136ZM135 172V173H136ZM155 172V171H153ZM158 172V171H157ZM166 172V171H165ZM164 172V173H165ZM171 173H168L170 175H174ZM178 172V171H177ZM190 172V170H189ZM197 172V171H196ZM203 172V171H202ZM205 172V170H204ZM207 172H210L207 171ZM206 172V173H207ZM230 172V171H229ZM228 172V173H229ZM233 172V171H232ZM237 172V171H236ZM235 172V173H236ZM8 173V172H7ZM58 173V172H57ZM64 173V172H63ZM124 173V172H123ZM175 173V171H174ZM179 173H180V170H179ZM199 173V172H197ZM195 173V174H197ZM224 173V172H223ZM222 173V174H223ZM255 173V172H254ZM258 173V172H257ZM47 174V172H46ZM53 174V173H52ZM59 174V173H58ZM131 174H134V172ZM178 174V173H177ZM190 174V173H189ZM201 174V172H200ZM199 174V175H200ZM225 174V173H224ZM239 174V172H238ZM256 174V173H255ZM15 175V174H14ZM31 175V174H30ZM35 175V174H34ZM48 175V174H47ZM54 175H56L54 173ZM166 175V173H165ZM164 175V176H165ZM183 175V174H182ZM202 175V174H201ZM203 175H205L203 173ZM11 176V177H12ZM29 176V175H28ZM32 176V175H31ZM37 176V175H36ZM52 176V175H51ZM62 176V174H61ZM177 176V175H176ZM188 176V175H187ZM191 176V175H190ZM228 176V175H227ZM232 176V175H231ZM263 176V175H262ZM26 177V176H25ZM53 177V176H52ZM55 177V176H54ZM57 177V176H56ZM64 177V176H63ZM171 177V176H170ZM251 177V176H250ZM253 177H254V174H253ZM58 178V177H57ZM186 178V177H185ZM191 178V177H190ZM193 178V177H192ZM192 178L190 180H192ZM217 178V177H216ZM222 178V177H221ZM225 178V176H224ZM230 178V177H229ZM241 178V177H239ZM32 179V180H31ZM64 179V178H63ZM67 179V178H66ZM170 179V178H169ZM184 179V178H183ZM195 179V178H194ZM200 179V178H198ZM202 179V178H201ZM200 179V180H201ZM205 179V178H204ZM214 179V178H213ZM227 179V178H226ZM236 179V178H235ZM252 180V178H250ZM256 179V178H255ZM21 180V181H20ZM53 180V178H52ZM175 180V179H174ZM189 180V179H188ZM215 180V179H214ZM247 180V179H246ZM58 181V180H57ZM61 181V180H60ZM156 181V180H155ZM158 181V180H157ZM178 181V180H177ZM205 181V180H204ZM218 182V180H216ZM215 181V182H216ZM229 181V180H228ZM231 181V180H230ZM235 181V180H234ZM247 181H250V180H247ZM5 182V180H4ZM53 182V181H52ZM63 182V181H61ZM67 181H65L66 183ZM69 182V181H68ZM172 182V181H171ZM203 182V181H202ZM214 182V183H215ZM216 182V183H217ZM238 182V180H237ZM251 182V181H250ZM56 183V182H55ZM59 183V182H58ZM168 183V181H167ZM178 183V182H177ZM177 183H176V186L175 188L176 189H179L178 187H182V185L177 186ZM215 183V184H216ZM220 183V182H218ZM242 183V182H241ZM244 183V182H243ZM246 183V182H245ZM248 183V182H247ZM252 183V182H251ZM250 183V184H251ZM254 183V181H253ZM263 183V182H262ZM52 184V183H50ZM61 184V183H60ZM152 184V183H151ZM161 184V183H160ZM170 184V183H169ZM184 184V183H183ZM195 184V182H194ZM223 184V181L221 183V185ZM226 184V183H224ZM235 184V183H234ZM238 187H239V184L240 183H237ZM249 184V186H250ZM166 185V184H165ZM174 186V184H172ZM188 185V183H187ZM192 185V184H191ZM196 185V184H195ZM194 185V186H195ZM199 185V183H198ZM198 185H196L198 187ZM202 185V184H201ZM205 185V184H204ZM207 185V184H206ZM205 185V186H206ZM211 185L213 186L214 184L211 183ZM217 185V184H216ZM215 185V186H216ZM221 185L218 186V188H221ZM242 186V184H240ZM252 185V184H251ZM150 186V185H149ZM169 186V185H168ZM190 186V185H189ZM189 186H186L189 187ZM216 186V187H217ZM226 186V185H225ZM227 186H229L227 184ZM39 188L38 190H34V188ZM60 187V186H59ZM154 187V186H153ZM171 187V186H170ZM196 187V188H197ZM214 187V186H213ZM232 187V186H231ZM237 187V188H238ZM255 187V185H254ZM261 187V186H259ZM49 188V187H48ZM137 188V187H136ZM191 188V187H190ZM196 188H192L194 190H196ZM210 188V187H209ZM226 188V187H225ZM243 189V187H241ZM240 188V189H241ZM247 188V187H246ZM257 188V187H255ZM254 188V189H255ZM56 189V188H55ZM135 189V188H134ZM144 189V188H143ZM170 189V188H169ZM175 189V190H176ZM183 189H184V185H183ZM192 189H189V190H192ZM207 189H208V186H207ZM206 189V190H207ZM241 189V190H242ZM147 190V189H146ZM187 190V189H185ZM43 191V192H42ZM46 191V190H45ZM149 191V189H148ZM174 191V189H173ZM188 191V190H187ZM245 191V190H244ZM180 192V191H179ZM184 192V191H183ZM1 193H4V192H1ZM171 193V192H170ZM195 193V192H194ZM260 193V192H258ZM262 193V192H261ZM46 194L45 193V197H46ZM251 194V193H250ZM48 195V194H47ZM178 195V193H177ZM182 195V194H181ZM3 196V194H2ZM42 196V195H41ZM39 197L40 199H42V197ZM242 196V195H241ZM37 197V198H38ZM48 197V196H47ZM46 197V198H47ZM51 197V196H50ZM180 197V196H179ZM182 197V196H181ZM239 197V195H238ZM234 198V197H233ZM255 198V197H254ZM48 199V198H47ZM53 199V198H52ZM231 199V198H230ZM241 199V198H240ZM244 199V198H243ZM251 199V198H250ZM262 199V198H260ZM259 199V200H260ZM37 200V199H35ZM45 200V198L43 199ZM185 200V199H184ZM190 200V199H189ZM255 200V199H254ZM12 201L10 202L11 205L12 204ZM30 201V203H29ZM178 201V200H177ZM183 201V200H182ZM193 201V200H192ZM14 202V204H15ZM33 202V201H32ZM36 202V201H34ZM33 202V204H34ZM41 202V201H40ZM47 202V200H46ZM190 202V201H189ZM264 202V201H263ZM39 203V201H38ZM180 203V202H179ZM32 204V205H33ZM171 204V203H170ZM188 204V202H187ZM191 205V202L189 203ZM202 204V203H201ZM261 204V203H260ZM263 204V203H262ZM40 205V203H39ZM173 205V204H172ZM181 205V204H180ZM179 205V206H180ZM186 205V202L184 204V206ZM234 205V204H232ZM244 205V204H243ZM16 206V205H15ZM29 206V205H27ZM35 206V205H34ZM33 206V207H34ZM174 206V205H173ZM182 206V205H181ZM183 206V207H184ZM193 206V205H192ZM199 206V205H198ZM226 206V205H225ZM228 206V205H227ZM236 206V205H235ZM257 206V205H256ZM39 207V206H38ZM37 207V209H38ZM172 207V206H171ZM230 207V206H229ZM244 207V206H243ZM28 207H26L27 209ZM30 208V207H29ZM226 208V207H225ZM234 208V207H233ZM238 208V207H237ZM253 208V207H252ZM250 209V208H249ZM254 209V208H253ZM242 211V210H241ZM245 212V211H243ZM247 212V210H246ZM237 213V212H236ZM250 214V213H249ZM248 214V215H249ZM234 217V216H233ZM264 219V218H263ZM258 223V222H257ZM253 225V224H251ZM262 225V224H261ZM264 226V224L262 225V227ZM256 227V226H255ZM259 228V226H257ZM256 227V228H257ZM251 229H255L254 227H250ZM250 229V230H251ZM252 229V231H253ZM261 228H259L258 230H260ZM264 229V228H263ZM262 229V230H263ZM260 232V231H259ZM244 233V232H243ZM245 233H247L245 231ZM249 233V232H248ZM246 236V235H245ZM261 236V235H260ZM259 238V236H257ZM246 239V238H245ZM244 239V240H245ZM246 241V240H245ZM243 241V242H245ZM262 241V240H261ZM242 242V243H243ZM249 244V243H248ZM244 245V243H243ZM249 247V246H248ZM260 250V249H259ZM29 251V250H28ZM244 252V251H243ZM245 253V252H244ZM244 253H243V257H244ZM248 253V251H247ZM17 254V253H16ZM257 254V253H256ZM249 255H251V253H249ZM249 255H247L248 257H250ZM259 255V254H258ZM21 256V254H20ZM18 255V257H20ZM245 256V257H247ZM252 256V255H251ZM256 256V255H255ZM27 258L31 257L30 256V252L27 253V255L25 256ZM233 257V256H232ZM242 256L239 258H243ZM244 257V258H245ZM253 258L255 259L254 255H253ZM263 258V257H262ZM260 258V259H262ZM17 259V258H16ZM238 259V258H236ZM259 259V258H258ZM264 259V258H263ZM246 260V259H244ZM252 260V259H251ZM256 260H257V256H256ZM18 261V260H17ZM20 261V260H19ZM247 261V260H246ZM264 261V260H263ZM241 262V261H240ZM245 262V261H244ZM248 262V261H247ZM249 262L251 263L252 261L249 260ZM18 263V262H17ZM239 264V262H238ZM240 264H243V263H240ZM245 264V263H244ZM253 264V263H251ZM255 264V263H254Z\"/></svg>", "mask_w": 264, "mask_h": 264}]
</instances>
